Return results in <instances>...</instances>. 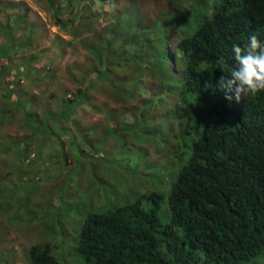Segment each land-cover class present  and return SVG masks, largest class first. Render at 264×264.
I'll return each mask as SVG.
<instances>
[{
  "label": "trees",
  "instance_id": "obj_1",
  "mask_svg": "<svg viewBox=\"0 0 264 264\" xmlns=\"http://www.w3.org/2000/svg\"><path fill=\"white\" fill-rule=\"evenodd\" d=\"M41 1L52 13L54 26L68 32L72 40L92 33L97 25L91 5L99 1L104 9L105 4L118 2ZM84 2L89 6L77 15L79 28H75L71 17ZM182 4L194 14L196 9L185 0H167L153 21L143 19L141 13L140 21H135L130 7L137 4L129 9L125 5L94 42L80 41L92 56V66L76 68L82 74L78 80L73 78L74 68L70 70L67 80L76 81V95L62 102L55 115L39 110L38 100H29L28 93L20 90L22 75L37 73L33 80L42 81L40 53L29 52L41 39L37 24H28L16 39L6 37L0 42V79L5 86L0 94L2 167L17 159L27 161L34 143L52 132L51 122H61L85 103L98 113L101 108L95 96L102 88L104 95L116 96L125 106L141 92L147 93L148 85L155 92L149 103L173 98L179 115L188 120L185 132L193 140L183 145L187 151L179 148L177 165L170 167L175 175L167 196L168 219L158 216L163 196L157 193L148 197L152 205L147 208L137 200L114 209L105 205L103 212H86L74 245L80 264H249L264 257V92L237 102L233 93L220 88L222 71L235 63L233 45L243 47L251 35L264 44V0H213L211 13L200 22ZM5 29L0 26V33L11 37ZM120 30L127 37L113 47L106 35H118ZM60 41V47L72 43ZM25 51L29 54L24 66L11 67L10 59ZM220 58L224 65L218 63ZM167 83L169 87L161 88ZM226 95L233 99L227 100ZM15 123L24 131L22 137L13 138L5 130ZM27 259L29 264H60L49 243L30 246Z\"/></svg>",
  "mask_w": 264,
  "mask_h": 264
},
{
  "label": "rangeland",
  "instance_id": "obj_2",
  "mask_svg": "<svg viewBox=\"0 0 264 264\" xmlns=\"http://www.w3.org/2000/svg\"><path fill=\"white\" fill-rule=\"evenodd\" d=\"M62 1L65 5L68 0ZM185 1L198 9V13L191 14L182 4L195 18H201L202 11L204 16L208 15L213 2ZM82 4L72 13L75 28H79L77 15L89 6V2ZM131 4L137 5L130 7ZM166 5L167 0H118L116 6L105 4L102 9L98 1L89 7L98 17L93 32L72 40L68 32L54 26L52 13L41 0H0V26L6 28L8 35L12 34L9 37L1 32L0 42H5L6 37L16 39L28 24H37L41 39L29 52L40 53L42 81L33 80L37 73L22 75L20 90L28 93L29 100H38L39 110L55 115L63 107L62 102L76 95V81L67 80L70 70L74 68L73 78L78 80L82 74L76 68L92 66V56L80 41L94 42L95 36L114 23L113 18L122 13L123 6L131 8L135 21H140V13L143 19L153 21ZM127 34L120 30L118 35L108 32L106 37L115 47L124 42ZM60 40L72 43L60 47ZM28 54L25 51L11 58L10 66H24ZM130 63L136 66L131 60ZM4 89L0 79V94ZM147 89V93L141 92L123 106L116 96L104 95L106 90L102 88L95 96L96 105L101 108L98 113H93L85 103L74 114L64 117L62 123L51 122L52 132H46L44 141L34 143L33 154L27 161L21 163L17 159L8 164L10 158H5L8 165L0 164V264H29V247L46 243L51 245V253L60 264H80L81 259L74 252L80 225L86 212H103L105 205L114 209L140 200L147 208L152 205L148 197L157 193L163 196L158 216L162 221L168 219L167 196L175 175L170 167L177 165L179 148L187 151L183 145L189 146L193 138L186 135L188 120L179 115L178 103L173 98L149 103L155 92L148 85ZM36 104L32 102L31 106ZM5 130L13 138L24 135L17 123ZM181 160H186L185 154ZM262 256L249 264H264Z\"/></svg>",
  "mask_w": 264,
  "mask_h": 264
},
{
  "label": "clouds",
  "instance_id": "obj_3",
  "mask_svg": "<svg viewBox=\"0 0 264 264\" xmlns=\"http://www.w3.org/2000/svg\"><path fill=\"white\" fill-rule=\"evenodd\" d=\"M196 10L195 14L198 13ZM203 17L204 11H202L201 18H197L196 22H200ZM232 52L235 63L227 69L226 73L222 71L225 75L221 77V90L226 93H233L237 102L259 92H264V44H261L256 35H251L243 47L233 45ZM218 63L224 65L225 61L220 58ZM225 98L231 101L233 96L226 95Z\"/></svg>",
  "mask_w": 264,
  "mask_h": 264
}]
</instances>
